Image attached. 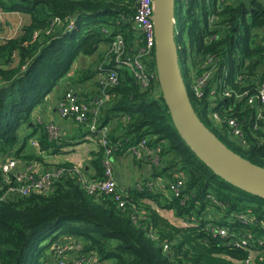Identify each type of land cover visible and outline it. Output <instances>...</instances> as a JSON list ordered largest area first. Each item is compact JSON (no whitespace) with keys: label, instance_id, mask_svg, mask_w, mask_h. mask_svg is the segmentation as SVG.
<instances>
[{"label":"trees","instance_id":"1","mask_svg":"<svg viewBox=\"0 0 264 264\" xmlns=\"http://www.w3.org/2000/svg\"><path fill=\"white\" fill-rule=\"evenodd\" d=\"M134 2L0 0V9L21 12L29 18L19 34L0 40V161L8 156L27 162L39 159L24 150L31 134L22 136L35 107L63 81L71 79L69 85L76 90L75 82L95 79L101 63L109 62L107 52V59L103 54L95 69L92 65L81 68L80 56L95 54L102 42L110 45L117 33L124 35L129 50L143 45L142 32L131 21ZM177 2L181 9L179 61L185 64L182 72L197 113L227 146L264 166V128L261 124L256 127V109L245 99L211 94L219 79L239 90L235 83L238 74L247 76L248 83L252 81V89L264 78V0L223 2L224 9L216 10L220 19L211 23L208 17L215 9L211 6L219 0ZM104 26L110 33H104ZM208 53L221 58V67L205 96L197 97L194 80L200 73V61ZM148 64L155 69L154 61ZM109 66L116 64L110 60ZM118 72L119 80L110 87V99L101 108L99 126H110L109 137L117 147V156L129 153V147L144 138L148 146L159 147L161 165L152 164L153 177L174 179L175 174L184 172L182 194L167 196L148 187L140 190L136 182L127 191L125 207L112 196L90 194L82 186L80 175L104 176L100 145L93 161L94 174L83 166L63 163L58 166H65L66 171L53 180L46 193L27 194L12 183L17 187L15 193L0 199V264L49 263L54 258L50 245L59 238L53 236L45 245L52 231L77 237L84 251L96 252L101 261L111 264H245L247 250L230 245L227 238L207 230L206 224L213 221L233 232L251 231L263 238L262 227H244L235 215L247 212L264 223V198L227 182L195 154L174 126L159 83L145 88L129 68H119ZM223 89L219 85L216 91ZM215 111L244 120L246 143L230 133L226 122L210 118ZM125 116L128 119L124 120ZM85 125L89 131L90 125ZM21 138L24 142L19 145ZM40 145L46 149L53 145L46 131L40 134ZM215 198L222 203L217 204ZM158 208L173 210L183 222L192 215L196 218L190 225L176 224ZM248 264H264V255Z\"/></svg>","mask_w":264,"mask_h":264},{"label":"built area","instance_id":"2","mask_svg":"<svg viewBox=\"0 0 264 264\" xmlns=\"http://www.w3.org/2000/svg\"><path fill=\"white\" fill-rule=\"evenodd\" d=\"M135 14L131 18L134 26L139 28V36L142 35L143 45H140L136 50H129L126 39L123 34H115L108 51L109 62L103 63L98 68V85L99 92L96 96L90 99L84 98L73 88H68L58 101L57 108L64 118H70L78 123L90 125V132L96 133L99 136L101 147H103V166L104 176L102 178H91L86 174L80 175V182L83 187L87 189L90 194L95 196L109 195L119 203L120 207H125L127 203V191L121 185L116 177L114 155L117 147L111 144L109 137L110 126H99V117L102 106L110 99L109 89L113 84L119 80V68L127 67L133 71L134 75L139 79L141 85L145 88L153 84H158V74L155 69L149 67L148 61L155 63V48L156 37L153 21L154 14V0H134ZM220 5L225 0H219ZM222 2V3H221ZM217 8V9H216ZM212 9L213 18L210 16V22H215L216 10L218 7ZM219 11V10H218ZM2 24V17L0 15V26ZM104 33H110V30L103 28ZM38 35L35 31L34 37ZM107 59V55H106ZM110 60L114 61L116 66H109ZM221 58L215 53L206 54L200 61V73L197 74L194 80V91L197 97H204L208 86L215 76V73L221 67ZM224 66V70L227 69ZM225 70V74H227ZM218 83V84H217ZM235 83L241 89L234 88L229 85L227 80L219 79L216 86L211 90V94L217 92L224 97H234L237 101L245 99L247 104L256 109V127L259 124L264 128V78L257 80L254 89L249 86L248 77L243 74H238ZM221 85L224 89L216 91ZM246 87L242 90V88ZM210 118L217 122H226L228 124L230 133L239 138L243 143H246L244 132V120L236 115H221L219 112H211ZM98 119V122H97ZM50 141L59 142L62 138V129L54 120H49L45 124ZM31 143L40 148V144L36 140H31ZM160 152L159 147L148 146V140L142 139L140 142L129 147V153L136 155L138 158H145L151 164L157 166L161 165V159L158 157ZM79 167V166H78ZM65 166H56L48 169L42 168L36 162L20 161L17 158L8 156L0 161V172L2 179L0 180V192L3 189V194H0V199L9 198L12 193H15L17 187L32 194L36 191L46 193L51 188L53 180L57 179L66 171ZM79 172V168H76ZM6 187H4V183ZM15 182V184H12ZM185 185V173L179 172L174 175V179H167L161 176L152 177L146 181L137 183V187L143 190L148 187L151 190L158 189L165 192L167 196H180ZM170 195V196H171ZM217 204L222 202L215 198ZM236 221L244 227L256 226L263 228L264 223L260 222L256 216H251L247 212H239L235 215ZM238 217V218H237ZM196 216L192 215L188 222H183L185 225H190V222L195 220ZM206 229L212 231L214 234L221 235L228 239V243L236 248L247 250L248 257L245 264L254 262L257 257L262 258L264 255V237H256L251 231L247 233L233 232L226 225H219L213 221L206 224ZM242 230V229H241ZM54 258L48 264H111L109 261H101V258L96 252L84 251L83 244L79 240L68 239L55 241L51 247ZM78 253V254H76Z\"/></svg>","mask_w":264,"mask_h":264},{"label":"water","instance_id":"3","mask_svg":"<svg viewBox=\"0 0 264 264\" xmlns=\"http://www.w3.org/2000/svg\"><path fill=\"white\" fill-rule=\"evenodd\" d=\"M177 0H154L155 65L160 90L174 126L195 154L234 186L264 198V166L227 146L201 120L188 93L179 62Z\"/></svg>","mask_w":264,"mask_h":264},{"label":"crops","instance_id":"4","mask_svg":"<svg viewBox=\"0 0 264 264\" xmlns=\"http://www.w3.org/2000/svg\"><path fill=\"white\" fill-rule=\"evenodd\" d=\"M0 13L3 18L0 27L1 41L6 37L19 34L23 23L29 19L26 16L27 14L16 11H3L0 9ZM135 43H137V40ZM137 48H131V50H136ZM106 53L107 48L104 52L105 56ZM70 82L71 79L63 81L54 91L46 96L44 103L35 107L31 114V122L25 128L26 133L31 134L28 139L29 143H31V140L40 142V134L46 131L45 124L52 119L62 129L63 135L61 140L57 143L51 142L53 145H47V149L43 147L38 148V146L31 143V150H26V147L24 150L27 154H35L39 157V159H32L31 162H38L42 168L48 169L53 166L62 165L63 163L78 166L82 164L91 174H94L96 169L93 161L100 150L99 136L88 131L85 124L62 117L57 108L58 101L66 89L73 87L69 85ZM72 82H75L74 79ZM75 87L78 94L84 98L90 99L96 96L99 92L98 73L93 80L82 81L80 83L75 82ZM114 165L116 177L126 191L130 190L136 182L146 181L153 177L152 164L145 158H133L130 153H123V155L118 156L114 155ZM158 210L172 222L177 221L178 217L175 216L173 210L159 208Z\"/></svg>","mask_w":264,"mask_h":264},{"label":"rangeland","instance_id":"5","mask_svg":"<svg viewBox=\"0 0 264 264\" xmlns=\"http://www.w3.org/2000/svg\"><path fill=\"white\" fill-rule=\"evenodd\" d=\"M211 1H213V0H211ZM229 2H231L230 0H225L224 1V3H229ZM222 3V2H221ZM214 2H213V4H212V6H214ZM211 6V7H212ZM224 7H225V4H221V5H219L218 6V10L219 11H222L223 9H224ZM180 13H181V9H180V5L178 4V10H177V12H176V19H177V22H176V31H177V36H178V33H179V31H180V26H181V24H180V22H179V19H178V17H179V15H180ZM210 16H211V13H210ZM2 17V16H1ZM211 18H213V16H211ZM220 19V17L218 16V19L217 20H219ZM210 22V21H209ZM211 23V22H210ZM104 28H107L108 30H110L107 26H104ZM177 41H178V37H177ZM109 47H110V45L107 43V42H102L101 44H100V46H99V48H98V50H97V52L95 53V54H93V55H91V56H80L79 57V62H78V64H79V66L81 67V68H86V67H89L90 65H92V67L95 69V66L97 67V66H99V64H100V57L104 54V52H105V50H106V48H107V52H108V50H109ZM180 62V61H179ZM192 63V62H191ZM243 65H245V63L243 64ZM180 66H181V70L183 71L184 70V68H185V64L184 63H182V62H180ZM225 70H227V72H228V67H227V69H225ZM96 78V77H95ZM218 84V83H217ZM59 86V85H58ZM125 117H127V118H125ZM124 117V120L125 119H128V116H125ZM216 121V120H215ZM97 122H98V119H97ZM26 133V130L24 129L23 130V132H22V136H24V135H26L25 134ZM24 142V138H21V140H20V142H19V145L20 144H22ZM27 144L25 145V147H26V150H28V151H30L31 150V143H29V140L26 142ZM131 154V153H130ZM132 156H133V158H137V156L136 155H134V154H131ZM80 166H82V164L80 165ZM174 223H176V224H182L183 223V220H182V218H177V221L175 220V222ZM49 228H53V226L51 225ZM53 231L52 232H50L49 233V237L44 241V244L46 245L47 243H49L51 240H52V238H53V236H58L60 233H61V231H55L53 234Z\"/></svg>","mask_w":264,"mask_h":264},{"label":"clouds","instance_id":"6","mask_svg":"<svg viewBox=\"0 0 264 264\" xmlns=\"http://www.w3.org/2000/svg\"><path fill=\"white\" fill-rule=\"evenodd\" d=\"M230 1H233V0H230ZM220 5V3H215L214 4V6H212V8H216V7H218V6ZM2 10V9H1ZM4 11V10H3ZM21 13V12H20ZM218 13L219 12H216V15L218 16ZM212 14V13H211ZM0 15H1V13H0ZM2 16V15H1ZM218 19V17L216 18V20ZM208 20L210 21V15H209V17H208ZM2 22H3V18H2ZM176 22H177V19H176ZM73 21L71 22V24H70V28L72 27V25H73ZM1 27V26H0ZM35 33V32H34ZM38 36V35H37ZM36 36V37H37ZM102 64V63H101ZM98 73V72H97ZM70 88V87H69ZM67 90V89H66ZM42 122V121H41ZM40 122V123H41ZM90 131V130H89ZM46 132H47V130H46ZM48 133V132H47ZM48 138H49V136H48ZM50 140V139H49ZM37 141V140H36ZM50 142H53V141H50ZM53 143H56V142H53ZM39 144H40V142H39ZM40 147H41V145H40ZM37 159V158H36ZM30 162V161H29ZM128 196V195H127ZM68 239H74V240H79L77 237H75V236H73V235H68V234H64V235H61V234H59V238H58V240H68ZM58 240H56V241H58ZM51 242H52V240H51ZM52 245H53V242L51 243V245H50V251L52 252V250H51V247H52ZM52 261V260H51ZM110 262V261H109ZM111 263V262H110ZM48 264V263H47Z\"/></svg>","mask_w":264,"mask_h":264},{"label":"flooded vegetation","instance_id":"7","mask_svg":"<svg viewBox=\"0 0 264 264\" xmlns=\"http://www.w3.org/2000/svg\"><path fill=\"white\" fill-rule=\"evenodd\" d=\"M214 1H216V0H214ZM179 4V3H178Z\"/></svg>","mask_w":264,"mask_h":264}]
</instances>
